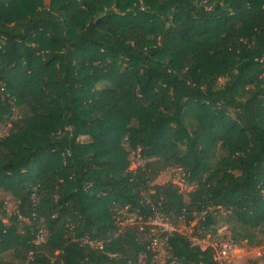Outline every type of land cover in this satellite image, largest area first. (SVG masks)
<instances>
[{"label": "trees", "instance_id": "1", "mask_svg": "<svg viewBox=\"0 0 264 264\" xmlns=\"http://www.w3.org/2000/svg\"><path fill=\"white\" fill-rule=\"evenodd\" d=\"M7 121L0 189L17 202L10 221L30 224L23 236L0 221V264H153L146 234L119 219L155 207L173 224L206 210L196 230L221 209L233 241L259 245L264 0H0ZM130 150L143 167L129 169ZM169 166L197 181L187 199L151 185ZM164 264L216 263L173 232Z\"/></svg>", "mask_w": 264, "mask_h": 264}, {"label": "rangeland", "instance_id": "2", "mask_svg": "<svg viewBox=\"0 0 264 264\" xmlns=\"http://www.w3.org/2000/svg\"><path fill=\"white\" fill-rule=\"evenodd\" d=\"M49 0H44V2L47 4ZM223 81V79L221 80ZM97 87H101V84H98ZM19 113L15 111L13 114V119L19 118ZM187 121L189 122L190 126L193 127L196 123L191 118L188 117ZM11 127V123L7 121L6 123L0 124V137L6 136L9 133V129ZM80 141L86 142L88 141V138L85 136L80 137ZM225 153L219 152V155H224ZM128 160H129V169H136L137 167H143L145 160L140 158L138 151L130 150L128 154ZM179 167L175 166H169L166 168H163L157 178L151 183V185H166L168 183H172L174 186L177 187L179 193H182L184 197L187 199L188 194L193 191L196 187V180L195 179H189L184 178L180 179V171L178 170ZM0 221L6 225H15L17 229V233L19 235H25L26 230L25 226L30 224L28 221L22 220V218L19 216L17 220V224H14L10 221V217L15 214L16 205L17 202L13 195L9 191H5L3 189H0ZM2 210L5 212L3 213ZM216 223L214 225H211L207 228L206 232H209L210 238L212 239H223L226 238L228 234H230V228L233 225L232 223H229L225 220V212L221 209L219 210V213H216ZM122 217L125 218H132L129 223L133 222L135 217L131 216L128 213H124ZM199 217L198 214L194 213V219L191 221L192 223H186L178 219L176 223H174V226L179 231L183 232L185 235H192L191 233L198 231L196 230L195 224L198 221ZM221 225H226V230H223L224 233L217 234L216 229L219 228ZM215 229V233H212L211 231ZM41 229V230H40ZM41 231L40 241L45 240L46 238V231L43 229V227L39 228ZM38 230V231H39ZM256 233V240H261V244L259 245H250L247 244L245 241H238V253L236 257V261L240 264H251V263H262L264 264V233L258 231V229L255 230ZM195 236V235H192ZM35 239V238H34ZM145 239V236H144ZM147 239V237H146ZM34 242V240H33ZM43 242V241H42ZM36 244V243H35ZM39 244V243H38ZM36 244V246H38ZM39 247V246H38ZM39 249H42L39 248ZM56 253V252H55ZM4 259H10L11 258V252H7L2 256ZM167 258V252L162 253V251H158L155 253L153 264H163Z\"/></svg>", "mask_w": 264, "mask_h": 264}, {"label": "built area", "instance_id": "3", "mask_svg": "<svg viewBox=\"0 0 264 264\" xmlns=\"http://www.w3.org/2000/svg\"><path fill=\"white\" fill-rule=\"evenodd\" d=\"M180 171V179H184L186 177V173L178 169ZM159 207L153 208V211L150 216H141L135 215L132 213H128L131 216H134L135 219L133 222L129 223L132 218H125L119 219V224L124 226L126 224H137L139 231L146 234L148 240V248L157 253L158 251H162L165 253L168 251L169 247V237L173 232H179L185 235L183 232L176 229L172 220L167 216L162 214L159 210ZM207 211L202 210L198 217L201 220H205ZM187 212L183 209L181 215L178 217L181 221L185 222ZM192 222H190L191 224ZM226 225H221L219 228L216 229L217 234L224 233L223 230H226ZM199 235H185L188 237L191 245L197 246L200 250H205L206 248H211L213 250V259L216 264H240L236 261L237 253H238V246L235 241H233L230 237V234L223 239H212L210 238L209 232L207 233L204 227L200 226L198 229ZM41 231L39 230L35 236L34 243L38 244L40 241ZM95 247L102 248V243H91ZM164 264V263H163ZM254 264V263H251ZM260 264V263H258ZM262 264V263H261Z\"/></svg>", "mask_w": 264, "mask_h": 264}]
</instances>
